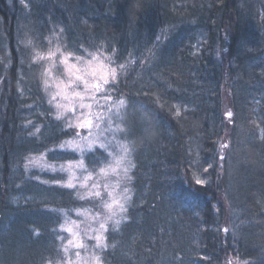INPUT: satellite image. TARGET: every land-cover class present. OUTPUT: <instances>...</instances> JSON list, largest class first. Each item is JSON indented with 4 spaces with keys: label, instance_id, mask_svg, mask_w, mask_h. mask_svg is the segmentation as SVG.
Returning <instances> with one entry per match:
<instances>
[{
    "label": "trees",
    "instance_id": "trees-1",
    "mask_svg": "<svg viewBox=\"0 0 264 264\" xmlns=\"http://www.w3.org/2000/svg\"><path fill=\"white\" fill-rule=\"evenodd\" d=\"M25 3L0 0V264H42L62 247L58 237L69 239L59 210L72 220L92 206L52 183L61 173L25 169L35 154L54 164L77 157L56 148L71 132L55 119L46 63L32 62L28 40L45 54L59 44L126 65L114 99L136 122L126 137L135 167L128 219L109 225L103 264H264V0ZM141 106L157 125L143 143ZM105 157L98 147L86 153L89 170ZM194 172L208 183L196 185Z\"/></svg>",
    "mask_w": 264,
    "mask_h": 264
},
{
    "label": "snow or ice",
    "instance_id": "snow-or-ice-1",
    "mask_svg": "<svg viewBox=\"0 0 264 264\" xmlns=\"http://www.w3.org/2000/svg\"><path fill=\"white\" fill-rule=\"evenodd\" d=\"M21 3L27 7L25 0H21ZM51 43L52 41L49 40V44ZM26 45L33 47L32 62L34 64L51 61L49 66L41 72L45 91L50 87L56 89L50 94L48 103L55 108L57 121L66 120V129L76 130L75 136L63 141L58 148L65 153L79 154L80 159L68 160L57 167L54 163H48L45 154L41 153L39 156L26 157L25 169L34 167L42 171L67 173L66 181L54 180L52 183L63 188L78 189L76 198L92 204L88 208L75 209L76 216L83 217L82 220L69 221L67 211L59 210L66 217L65 224L60 226V230L67 232L71 239L65 243L62 237H58L62 247L56 250L54 256L45 258L42 264H103V257L97 252L103 253L108 247L106 233L109 225L114 230H118L120 225L128 219L131 189L124 185L131 182L130 172L135 167L130 159L135 148L133 142L128 141L126 137L131 134L136 122L129 123L125 100L114 99L119 73L126 65L120 64L118 67H113L115 63L113 56L99 51L89 52L85 49L86 55H78L72 51H64V46L58 44L54 49L49 48L45 54L36 51L31 40L26 41ZM59 67L63 68V72L60 77H55L53 68ZM50 80L55 83L50 84ZM18 91L21 95L23 94L22 90L18 89ZM172 109H175L174 116L181 115L179 105H172L170 110ZM136 111L140 114L139 130L142 132L141 142L143 143L150 139L149 134L153 136L156 134L157 125L154 118L144 111L143 106ZM226 115L231 117L232 112L229 111ZM117 120L119 123H116ZM27 124L31 125L32 122L28 121ZM82 130H87V135H81ZM39 131L40 129L36 128L30 135H36ZM118 135L124 136L125 140L122 142L116 139ZM109 136L112 137L111 140ZM97 144L101 150L106 151L113 145L118 150L107 152V157H111L107 164L99 167L98 170L95 167L89 170L86 164V153L90 154ZM228 148V143L219 145L221 161L226 158L225 149ZM49 151H56V149ZM193 163L195 164L196 161ZM213 167L214 164H209L203 169V173L207 174ZM193 176L198 186L208 183L195 172ZM41 183L47 184L49 181L45 180ZM52 211L57 210L52 209ZM221 231L227 232L229 228H223ZM85 240H94L95 244L92 246L91 255L82 256L81 250L87 253L89 247ZM72 250H75V259L71 258ZM227 264H247V262L237 258L228 260Z\"/></svg>",
    "mask_w": 264,
    "mask_h": 264
},
{
    "label": "rangeland",
    "instance_id": "rangeland-1",
    "mask_svg": "<svg viewBox=\"0 0 264 264\" xmlns=\"http://www.w3.org/2000/svg\"><path fill=\"white\" fill-rule=\"evenodd\" d=\"M57 60H58V58H57ZM45 63H46V67H48L49 66V64L51 63V61H45ZM114 67V66H113ZM62 72H63V68L62 67H59V68H53V74H54V76L55 77H60L61 76V74H62ZM55 83V81H53V80H50V84H54ZM56 91V89H55V87H50V88H48L47 89V92H48V95L50 96V94L51 93H53V92H55ZM54 114L56 113V110H55V108H54ZM55 116V115H54ZM62 123H63V126L65 127L66 126V124H67V121L66 120H64V121H61ZM106 126V125H105ZM66 128V127H65ZM75 129H73V130H71V131H69V132H71V134L68 136V138H66V139H64V140H62V141H60V142H58L57 143V146H56V148L57 149H59L58 148V146L63 142V141H65V140H67V139H69V138H72L73 136H75ZM81 135H87V130H82L81 131ZM109 139L111 140L112 139V137L111 136H109ZM116 139H117V137H116ZM95 147H98V144L95 146ZM99 148V147H98ZM118 149H116V147H115V145H113L112 147H109L105 152L107 153V152H115V151H117ZM40 154H35V155H32V156H39ZM77 155V157H75V159L74 160H77V159H80V156H79V154H76ZM46 157V156H45ZM46 159V158H45ZM130 159L132 160V156L130 157ZM111 160V157H108V161H107V163L109 162ZM48 162V161H47ZM48 163H50V162H48ZM62 163H65V162H61V163H58V164H56L57 165V167H59V165L60 164H62ZM106 163V164H107ZM133 163V162H132ZM104 166V165H103ZM99 167H102V166H98V167H96V169L98 170V168ZM62 174V176H63V181H66L67 180V173H61ZM81 176L83 175V174H80ZM128 184L129 183H127V184H125L124 186L125 187H128ZM77 191H78V189H77ZM77 217V216H76ZM82 219H84L83 217H77V219H72V220H82ZM69 221H71V220H69ZM63 224H65V223H63ZM66 226H68V225H66ZM95 226V225H94ZM66 234H67V238H69V239H71V236L66 232ZM68 240V239H67ZM67 242V241H66ZM85 243L89 246L88 247V249H87V253L82 249L81 250V255L83 256V255H91L92 254V252H93V245L95 244V241L94 240H85ZM97 254H99V252H97ZM70 255H71V258L72 259H75V250H72L71 251V253H70Z\"/></svg>",
    "mask_w": 264,
    "mask_h": 264
}]
</instances>
